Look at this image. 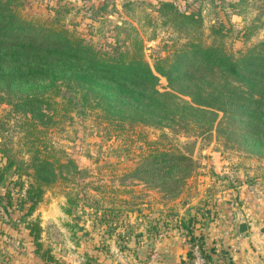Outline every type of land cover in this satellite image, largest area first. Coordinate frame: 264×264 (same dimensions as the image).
Here are the masks:
<instances>
[{
	"label": "rangeland",
	"instance_id": "1",
	"mask_svg": "<svg viewBox=\"0 0 264 264\" xmlns=\"http://www.w3.org/2000/svg\"><path fill=\"white\" fill-rule=\"evenodd\" d=\"M163 2L196 21L171 12L160 14ZM0 4L20 19L55 23L103 52L120 51L127 39L139 37L151 65L174 50L190 49V44L235 54L264 39V0H0ZM218 25L223 26L219 38L210 31ZM157 77L156 89L170 90L166 78ZM75 95L60 93L55 124L44 136L28 135L20 128V112L0 103V149L28 161L27 143L36 137V148L48 145L57 157L74 164L63 178L43 188L29 214L24 208L28 203L18 207L21 192L9 183L15 178L0 183V264H102L106 255L115 264L124 262L121 256L136 264L137 239L146 226L152 227L142 226V220L156 210L170 214L178 203L197 195L202 196L190 208L185 224L190 225L193 212L211 222L214 217L207 211L228 201L247 224L239 248L205 245L203 253L220 264H264V152L241 144L232 131L199 133L192 123L162 127L121 123L117 128ZM191 141H196V149L189 157L181 146ZM155 149L190 160L163 179L167 167L153 163ZM22 180L27 183L26 177ZM6 188L13 190L12 205L4 210ZM31 228L38 230V248Z\"/></svg>",
	"mask_w": 264,
	"mask_h": 264
},
{
	"label": "trees",
	"instance_id": "2",
	"mask_svg": "<svg viewBox=\"0 0 264 264\" xmlns=\"http://www.w3.org/2000/svg\"><path fill=\"white\" fill-rule=\"evenodd\" d=\"M161 11L196 21L193 15L177 13L172 3L160 4ZM17 15L0 4V103L20 112V128L28 130V135L44 136L55 124L53 112L63 91L77 94L82 105L95 109L117 128L121 123L131 127L192 123L199 133L232 131L241 144L264 152V39L235 54L212 45L190 44V49L174 50L170 57H158L151 65L139 37L127 39L124 49L108 53L55 23L20 19ZM210 31L218 38L223 36L222 25ZM157 75L166 78L170 90L156 89ZM175 92L189 100L184 101ZM218 112L222 114L219 120ZM37 140L34 137L27 143L28 161L0 149V160H4L0 183L9 176L15 178L9 183L21 192L18 207L29 204L23 205L25 214L33 211L43 188L63 178L74 165L69 158L57 157L48 145L42 150L36 148ZM150 157L153 163L162 165L160 169L167 167L163 179L179 163L190 160L183 154L157 149ZM11 192L7 188L4 191V210L12 205ZM182 226L187 240L203 250L204 240L194 235L192 220ZM37 231L31 228L29 233L38 248ZM186 259L189 264V251Z\"/></svg>",
	"mask_w": 264,
	"mask_h": 264
},
{
	"label": "crops",
	"instance_id": "3",
	"mask_svg": "<svg viewBox=\"0 0 264 264\" xmlns=\"http://www.w3.org/2000/svg\"><path fill=\"white\" fill-rule=\"evenodd\" d=\"M201 196L197 195L189 202L178 203L176 209L170 214L164 209L156 210L153 214L146 216V220H142V226L151 223L152 227L146 226L142 237L137 239V248L139 249L136 253L138 260L136 264H187L188 238L182 224L186 221L187 214L193 211L190 208L200 200ZM227 203L223 202L207 211V214L214 217L211 222H207L204 218L201 219L197 212L192 213V216L195 215L192 218L195 223L193 233L196 236H203L205 245L232 249L240 247L242 239L237 231V225L241 216L232 206L233 204L226 205ZM230 256L235 258L232 252ZM121 260V262L124 260L121 264H128V260L124 256H121ZM102 264H115V262L111 256L106 255Z\"/></svg>",
	"mask_w": 264,
	"mask_h": 264
},
{
	"label": "built area",
	"instance_id": "4",
	"mask_svg": "<svg viewBox=\"0 0 264 264\" xmlns=\"http://www.w3.org/2000/svg\"><path fill=\"white\" fill-rule=\"evenodd\" d=\"M188 251L191 255L189 264H220L218 260H207L202 248H200L196 242L191 243L188 241Z\"/></svg>",
	"mask_w": 264,
	"mask_h": 264
},
{
	"label": "water",
	"instance_id": "5",
	"mask_svg": "<svg viewBox=\"0 0 264 264\" xmlns=\"http://www.w3.org/2000/svg\"><path fill=\"white\" fill-rule=\"evenodd\" d=\"M181 149L184 153H186L187 156L191 157L196 149V141L185 143L184 145L181 146ZM246 230H247V224L245 222V219L243 217H240L238 220L237 231L240 234H242L246 232Z\"/></svg>",
	"mask_w": 264,
	"mask_h": 264
}]
</instances>
